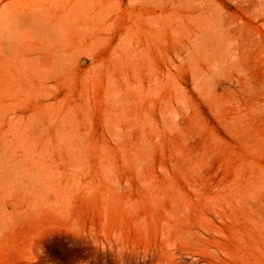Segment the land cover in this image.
Returning a JSON list of instances; mask_svg holds the SVG:
<instances>
[{"label": "rangeland", "instance_id": "1", "mask_svg": "<svg viewBox=\"0 0 264 264\" xmlns=\"http://www.w3.org/2000/svg\"><path fill=\"white\" fill-rule=\"evenodd\" d=\"M0 264H264V0H0Z\"/></svg>", "mask_w": 264, "mask_h": 264}]
</instances>
